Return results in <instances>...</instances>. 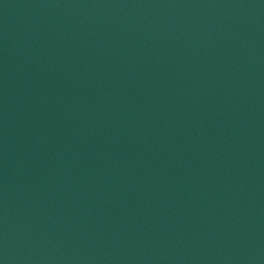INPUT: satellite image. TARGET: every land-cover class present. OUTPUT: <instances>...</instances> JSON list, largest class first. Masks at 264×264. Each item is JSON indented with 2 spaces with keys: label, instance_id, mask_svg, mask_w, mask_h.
Masks as SVG:
<instances>
[{
  "label": "water",
  "instance_id": "obj_1",
  "mask_svg": "<svg viewBox=\"0 0 264 264\" xmlns=\"http://www.w3.org/2000/svg\"><path fill=\"white\" fill-rule=\"evenodd\" d=\"M0 264H264V0H0Z\"/></svg>",
  "mask_w": 264,
  "mask_h": 264
}]
</instances>
